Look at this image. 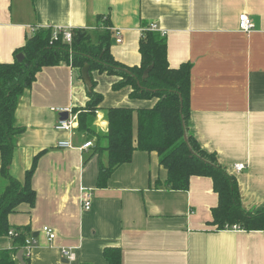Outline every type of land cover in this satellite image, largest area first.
I'll return each instance as SVG.
<instances>
[{"label": "crops", "instance_id": "0c3cea01", "mask_svg": "<svg viewBox=\"0 0 264 264\" xmlns=\"http://www.w3.org/2000/svg\"><path fill=\"white\" fill-rule=\"evenodd\" d=\"M241 13L254 24L250 32L239 29ZM100 15L108 17L114 38L120 32L111 53L128 66L140 63L142 28L156 23L165 30L169 65L191 64L189 132L236 177L244 209L263 208L264 0H0V61L12 62L39 28L82 30L94 42ZM89 74L103 95L102 108L156 101L130 98L128 86L113 90L115 75ZM87 100L81 68L66 63L43 67L18 98L15 125L23 131L14 139L10 174L23 180L40 153L31 178L35 205L22 203L8 216L11 226L29 225L26 238L35 239L30 254L23 252L24 264H108L105 247L120 249L121 264H264V231L210 225L218 202L211 178L193 176L187 190L170 189L155 152L135 150L107 187L98 188V163L106 153H95V145L59 148V140L80 146L94 138L78 131V121L71 133L56 130L59 115L51 109L73 110ZM94 126L106 132L102 109ZM133 127L136 133V115ZM238 162L246 164L241 172L232 169ZM6 183L0 175V191ZM80 187L92 192L89 210L81 206ZM45 225L55 232L51 241L41 231ZM12 246L9 237L0 241V249ZM22 247L12 255L17 263ZM69 247L74 258L65 262L61 250Z\"/></svg>", "mask_w": 264, "mask_h": 264}, {"label": "trees", "instance_id": "16d2710c", "mask_svg": "<svg viewBox=\"0 0 264 264\" xmlns=\"http://www.w3.org/2000/svg\"><path fill=\"white\" fill-rule=\"evenodd\" d=\"M100 33L96 41L82 30L72 29L71 45L59 36L53 39V28H39L15 50V56L23 53L21 62L0 61V175L7 181L0 191V236H8L13 246L0 249V264L17 263L12 255L23 246L29 225L11 226L8 216L26 203L33 207L36 191L31 178L36 169L38 153L19 180L10 174V165L15 148V136L23 131L15 125V110L18 98L29 89L37 73L47 66L61 63L115 75L119 78L112 88L130 87V98L155 99L151 107L100 106L103 95L95 91L96 81L86 85L88 100L82 107H75L78 131L93 142L95 153L104 151L106 161L99 160L96 185L107 187L112 173L124 163L131 161L135 150L157 153L159 164L166 170L165 185L173 190H187L193 176L211 178L213 190L218 197L212 208L210 225L223 229L236 225L243 230L264 231V207L257 211L245 210L242 206L237 179L217 161L214 153L207 152L189 132V92L191 64L183 62L171 67L167 61V43L164 35L145 31L139 39L140 63L134 66L117 61L111 53L114 32L108 17L98 16ZM99 29V28H98ZM78 34H83L77 42ZM182 100V101H181ZM103 110L107 121L106 132H96L94 119L98 110ZM136 115L137 127L133 122ZM186 136V139H184ZM103 140V143L101 142ZM13 230L12 235L9 231ZM103 256L108 264H121L118 247H105ZM25 264H29L25 259Z\"/></svg>", "mask_w": 264, "mask_h": 264}, {"label": "built area", "instance_id": "2783aa9c", "mask_svg": "<svg viewBox=\"0 0 264 264\" xmlns=\"http://www.w3.org/2000/svg\"><path fill=\"white\" fill-rule=\"evenodd\" d=\"M253 28H254V24H253L251 18L246 13L239 14V29L241 31H244V32H250ZM145 31H155V32L160 33L161 35L166 34L165 30H162L161 28H159V26L156 23H150L147 27L142 28L141 29V36L143 35V33ZM59 36H61V38L64 42L71 45V43L73 41L72 29L65 28V27H53V33H52L53 39L55 40V39L59 38ZM121 41H122V37L120 35V32L117 30L115 32V42L120 43ZM51 109H52V111L56 112L59 115L58 120L55 123L54 128L56 130L67 131V132L71 133L73 131L75 125L77 124V121H78L77 114L72 110V108H70V107H52ZM63 112L67 113L66 119H62L60 117V114ZM57 146L59 148H77V149L81 150L84 148L92 147L93 142L87 141V142H84L83 144H81L80 146H75L71 139H63V140H59L57 142ZM245 167H246L245 163L238 162L232 166V169L235 172H241ZM79 190H80L79 198H80L81 206L84 210H89L91 207L92 192L90 189L84 188V187H80ZM224 229H238V227L236 225H233V226L226 225L224 227ZM41 231L46 235V237L49 241H51L52 239L55 238V232L51 227L45 225L42 227ZM13 233H14L13 230L9 231L10 235H12ZM32 242H34V239L32 240V239L26 238L24 240V244H23L22 249H23V252L25 253V255L30 254V250H31L30 245L32 244ZM61 255L67 260H72L74 258L73 251L70 247L69 248H62Z\"/></svg>", "mask_w": 264, "mask_h": 264}, {"label": "water", "instance_id": "95a60500", "mask_svg": "<svg viewBox=\"0 0 264 264\" xmlns=\"http://www.w3.org/2000/svg\"><path fill=\"white\" fill-rule=\"evenodd\" d=\"M83 34H78V38H77V42L79 41L80 37L82 36ZM113 43H115V39L112 40ZM24 58V55L23 53H18L16 56H15V59L18 61V62H21ZM90 65L86 64L84 65L82 68H81V74H82V79L83 81L85 82V84L89 83L91 81V78H90ZM182 101V100H181ZM60 117L62 119H66L67 118V113L66 112H63L60 114ZM184 139H186V136H184ZM34 237L37 236V233H35L33 235ZM17 260L19 261V263L21 264H24V259H23V250H19V252L17 253ZM64 261H68L67 259H64Z\"/></svg>", "mask_w": 264, "mask_h": 264}, {"label": "rangeland", "instance_id": "374dc122", "mask_svg": "<svg viewBox=\"0 0 264 264\" xmlns=\"http://www.w3.org/2000/svg\"><path fill=\"white\" fill-rule=\"evenodd\" d=\"M103 143V142H102ZM5 239H8V237H6V236H4V237H2V236H0V241L1 240H5ZM33 240V239H32ZM35 244V239H34V242H32V244L30 245V247L32 248V245H34Z\"/></svg>", "mask_w": 264, "mask_h": 264}]
</instances>
